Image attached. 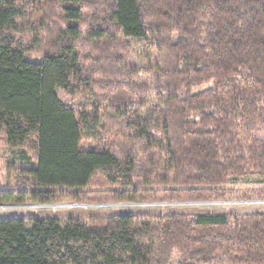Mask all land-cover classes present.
<instances>
[{"label": "trees", "instance_id": "16d2710c", "mask_svg": "<svg viewBox=\"0 0 264 264\" xmlns=\"http://www.w3.org/2000/svg\"><path fill=\"white\" fill-rule=\"evenodd\" d=\"M0 143V206L264 199V0H0ZM175 251L264 264V212L0 218V264Z\"/></svg>", "mask_w": 264, "mask_h": 264}, {"label": "rangeland", "instance_id": "374dc122", "mask_svg": "<svg viewBox=\"0 0 264 264\" xmlns=\"http://www.w3.org/2000/svg\"><path fill=\"white\" fill-rule=\"evenodd\" d=\"M40 55H35L33 59H39ZM133 60V59H132ZM135 63V61H134ZM59 96L65 102L73 105L79 99H70L66 97L62 91H59ZM91 147V145H90ZM20 166L19 154L16 151H11L0 143V181L5 182L6 178H10V168ZM5 179V180H4ZM10 181L11 179H7ZM96 180H101L97 178ZM253 185L248 183H239L233 189L238 191V194L230 199L221 201L208 202H144L134 203L127 202L121 204H101V205H76L71 203L51 204V205H2L0 206V218L16 217L24 218L31 221L41 218H58L67 219L68 217L88 218L95 216H105L113 213H125L133 215H148V216H166L172 213L200 214V213H228V214H244L264 212V199H243V191L253 189ZM112 186L104 185L103 181H95L88 188L89 192H106L112 191ZM67 193V191H63ZM180 254L174 252V263L178 264ZM213 264H231L223 257H218Z\"/></svg>", "mask_w": 264, "mask_h": 264}]
</instances>
